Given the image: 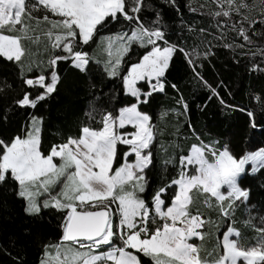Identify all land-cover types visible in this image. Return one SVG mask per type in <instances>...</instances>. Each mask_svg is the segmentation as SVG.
<instances>
[{"label": "trees", "instance_id": "1", "mask_svg": "<svg viewBox=\"0 0 264 264\" xmlns=\"http://www.w3.org/2000/svg\"><path fill=\"white\" fill-rule=\"evenodd\" d=\"M123 4V13L100 24L89 43L79 41L78 34L69 54L52 57L34 45L24 62L0 55V158L5 147L25 136L33 118L41 120L39 149L47 158L55 148L79 139L83 130H101L107 116L115 118L137 107L149 117L153 136L142 195L144 209L151 211L157 198L166 208L172 205L176 182L186 170L182 161L195 148L227 150L237 160L264 150V0H123ZM135 28L160 32L156 45L172 50L161 79L164 90L151 91L142 82L140 98L126 93L122 79L153 46L133 45L119 74L112 77L98 45L102 36L130 35ZM75 53L88 54L85 70L73 66ZM52 58L58 60L55 65ZM51 72L58 76L51 94L28 84L39 77L49 83ZM27 97L33 105L21 104ZM129 150L118 145L115 168L124 164ZM133 160V155L128 157ZM238 185L248 198L227 222L241 231L245 248L258 242L264 247V167L254 174L247 169ZM196 199L200 208L196 214L210 217L214 225L226 222L201 194ZM236 204L229 206L228 217ZM70 215L68 209L53 207L29 214L18 181L7 173L0 181V264H40L47 251L64 243ZM162 225L149 224L148 236Z\"/></svg>", "mask_w": 264, "mask_h": 264}, {"label": "rangeland", "instance_id": "2", "mask_svg": "<svg viewBox=\"0 0 264 264\" xmlns=\"http://www.w3.org/2000/svg\"><path fill=\"white\" fill-rule=\"evenodd\" d=\"M123 0H0V55L24 62L34 46L43 47L54 57L69 54L78 41L84 45L108 17L123 13ZM33 26V27H32ZM35 27V28H34ZM6 30L8 34H3ZM14 36V37H13ZM160 32L135 28L130 35H105L99 38V55L108 74H119L124 58L133 45L153 50L132 65L123 77L128 95L140 98L138 85L147 82L151 91L162 92L161 80L172 50L156 45ZM58 56V55H57ZM52 65L58 60L52 58ZM73 66L85 70L88 54L75 53ZM52 73V72H51ZM29 80L30 86L44 87L51 94L58 81L56 73ZM23 106L33 102L27 97ZM135 108V109H133ZM123 110L118 117L107 116L101 130H83L77 140L55 148L44 158L39 149L41 120L33 118L26 136L18 138L0 158V181L7 173L18 181L27 212L42 209H68L70 214L108 208L111 212L110 243L64 242L47 251L40 264H258L264 261V247H244L241 231L232 226V215L247 201L238 185L240 174H254L264 167V150L240 160L214 147L195 148L182 163L186 170L176 182L177 193L170 207L157 198L153 210L144 209V171L151 164L148 153L153 141L149 117L137 107ZM126 128L133 129L123 134ZM130 150L121 167L115 168L118 145ZM211 155L212 159L207 156ZM133 155L134 160L128 161ZM201 194L222 215L219 224L196 214V198ZM195 203V204H194ZM236 204L229 213V206ZM70 215V216H71ZM230 219V223L227 222ZM163 222L149 237L147 226ZM144 226L140 231L136 229ZM115 227L118 232L116 234ZM121 244V245H120Z\"/></svg>", "mask_w": 264, "mask_h": 264}, {"label": "water", "instance_id": "3", "mask_svg": "<svg viewBox=\"0 0 264 264\" xmlns=\"http://www.w3.org/2000/svg\"><path fill=\"white\" fill-rule=\"evenodd\" d=\"M111 216L108 209L72 213L66 227L64 241L74 245L97 242L109 231Z\"/></svg>", "mask_w": 264, "mask_h": 264}, {"label": "bare ground", "instance_id": "4", "mask_svg": "<svg viewBox=\"0 0 264 264\" xmlns=\"http://www.w3.org/2000/svg\"><path fill=\"white\" fill-rule=\"evenodd\" d=\"M100 244L109 245L110 243V232H106L104 237L98 240Z\"/></svg>", "mask_w": 264, "mask_h": 264}, {"label": "crops", "instance_id": "5", "mask_svg": "<svg viewBox=\"0 0 264 264\" xmlns=\"http://www.w3.org/2000/svg\"><path fill=\"white\" fill-rule=\"evenodd\" d=\"M133 109H135V108H133ZM26 135H27V134H26ZM26 135H25V136H26Z\"/></svg>", "mask_w": 264, "mask_h": 264}]
</instances>
